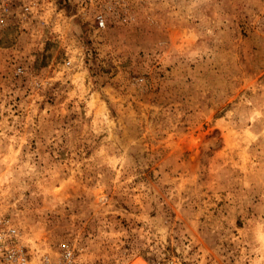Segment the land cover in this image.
Returning <instances> with one entry per match:
<instances>
[{"label":"rangeland","instance_id":"1","mask_svg":"<svg viewBox=\"0 0 264 264\" xmlns=\"http://www.w3.org/2000/svg\"><path fill=\"white\" fill-rule=\"evenodd\" d=\"M0 213L79 264H264V0H0Z\"/></svg>","mask_w":264,"mask_h":264},{"label":"built area","instance_id":"2","mask_svg":"<svg viewBox=\"0 0 264 264\" xmlns=\"http://www.w3.org/2000/svg\"><path fill=\"white\" fill-rule=\"evenodd\" d=\"M97 23L99 27L104 26L101 14L97 15ZM22 71L21 66L15 69L16 74ZM78 255L79 246L74 240L66 238L52 242L34 236L0 213V264H79ZM165 264L175 263L170 259Z\"/></svg>","mask_w":264,"mask_h":264}]
</instances>
